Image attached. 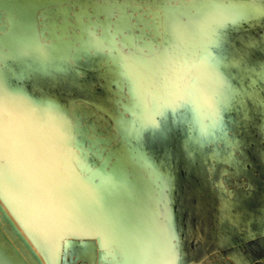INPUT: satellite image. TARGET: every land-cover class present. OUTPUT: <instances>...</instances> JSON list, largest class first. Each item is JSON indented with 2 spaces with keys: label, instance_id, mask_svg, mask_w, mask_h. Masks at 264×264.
<instances>
[{
  "label": "water",
  "instance_id": "95a60500",
  "mask_svg": "<svg viewBox=\"0 0 264 264\" xmlns=\"http://www.w3.org/2000/svg\"><path fill=\"white\" fill-rule=\"evenodd\" d=\"M206 53L214 70L195 66ZM193 76L210 128L213 96L230 93L206 142L189 108L159 111L164 82ZM178 147L201 151L197 169ZM0 162L19 180L0 183L8 264H125L115 221L144 264H264V0H0ZM93 174L114 179L107 204ZM186 180L205 194L180 202ZM232 209L235 229H213Z\"/></svg>",
  "mask_w": 264,
  "mask_h": 264
},
{
  "label": "snow or ice",
  "instance_id": "6c2138e0",
  "mask_svg": "<svg viewBox=\"0 0 264 264\" xmlns=\"http://www.w3.org/2000/svg\"><path fill=\"white\" fill-rule=\"evenodd\" d=\"M165 11H168L167 9ZM172 26L178 32L183 25L180 23V19H173ZM222 24H217L216 27H222ZM214 32V30H213ZM172 55L178 59H183V64H178V67L183 68L187 66L188 60L185 59L188 56V52L184 50V47L179 42L177 47L173 50ZM38 58L41 63L46 62L47 56L39 52ZM217 61L211 56L210 53H206L200 58V61L195 65L200 67L201 65L209 68L215 69ZM127 67V65H125ZM198 78L193 76L187 83H184L182 79L176 78L172 80H166L161 86L162 92V104L159 107V111L163 113L167 109H172L173 112H176L177 109L185 107L189 108L193 114L192 121L190 122V131L195 135L191 136V139L196 142H206L209 138L214 137L215 129L221 127V122L219 120V111L221 107L225 104L227 97L230 93L226 89L221 90L217 96L213 98V103L215 108L212 109L213 113V124L211 128L204 123L206 116L207 102L202 99L200 91L197 87ZM181 101V102H178ZM176 123H180L179 120ZM147 125L155 127V121L149 117L146 121ZM98 177L93 174L89 179L88 183L94 189L95 196L97 199L101 200L103 203L107 204L108 202V190L112 187L114 182L113 178L106 179L102 182L97 183ZM0 183H10L19 187V180L14 172V170L7 164L0 162ZM166 182L162 180V186H165ZM129 234V229L123 221H115L111 225L110 236L111 241L115 242L118 246V250L121 251V254L124 257L125 264H144L147 260V256L144 255L139 249H119V244L125 239ZM103 259H108L112 257V247L104 246L102 244ZM0 264H8L6 258L0 256Z\"/></svg>",
  "mask_w": 264,
  "mask_h": 264
},
{
  "label": "rangeland",
  "instance_id": "374dc122",
  "mask_svg": "<svg viewBox=\"0 0 264 264\" xmlns=\"http://www.w3.org/2000/svg\"><path fill=\"white\" fill-rule=\"evenodd\" d=\"M228 81L233 82L235 80L229 79ZM213 97H215V96H213ZM236 97H238V96H236ZM173 155L178 160V163H179L178 166H180L181 168L188 169V170H194V167H196V169H197V166H195V163H196L195 158L202 155V153H201V151H197V150L189 152L186 150H181V148L178 147ZM221 155L224 158H227V159L230 158L227 153H221ZM177 185H178L177 186L178 189L180 190V195L182 198V200H180V202L185 201L186 197H184V196L189 195V191L192 193L194 192L196 196L201 195V194L203 196L205 194V190H207L205 186L195 184L194 182H191L188 180L183 181V182L179 181L177 183ZM229 205H231V204H229ZM192 206H194V203H192ZM233 211H234L233 209L229 210V211L223 210V212L219 211V213L215 214L216 221L214 222L212 228L217 229V227L218 228L221 227L220 229H225L224 231H227V232H231L232 230H234L235 227L232 224V216H230V214H229V213H233ZM251 213H252V211H251Z\"/></svg>",
  "mask_w": 264,
  "mask_h": 264
}]
</instances>
